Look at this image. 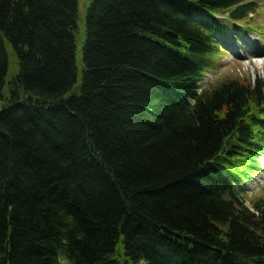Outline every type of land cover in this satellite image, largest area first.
Instances as JSON below:
<instances>
[{"label": "trees", "instance_id": "1", "mask_svg": "<svg viewBox=\"0 0 264 264\" xmlns=\"http://www.w3.org/2000/svg\"><path fill=\"white\" fill-rule=\"evenodd\" d=\"M255 1L0 0V264H264V76L200 84Z\"/></svg>", "mask_w": 264, "mask_h": 264}, {"label": "rangeland", "instance_id": "2", "mask_svg": "<svg viewBox=\"0 0 264 264\" xmlns=\"http://www.w3.org/2000/svg\"><path fill=\"white\" fill-rule=\"evenodd\" d=\"M89 0H77V47L80 48L84 31L85 8ZM255 14L250 19L246 31H234L231 28L225 36L220 37L221 50L212 58L213 68L204 73L205 85L217 86L229 79L247 80L255 75L264 76V0L255 1ZM8 56V70L2 95L8 96V82L17 73V60L11 46L5 43ZM4 101H0V108ZM261 171L251 176L240 188L245 205L252 208V203L264 198V158H260ZM61 264H69L61 259ZM138 264H144L142 262Z\"/></svg>", "mask_w": 264, "mask_h": 264}, {"label": "bare ground", "instance_id": "3", "mask_svg": "<svg viewBox=\"0 0 264 264\" xmlns=\"http://www.w3.org/2000/svg\"><path fill=\"white\" fill-rule=\"evenodd\" d=\"M83 38V37H82ZM82 40H80V42H81Z\"/></svg>", "mask_w": 264, "mask_h": 264}]
</instances>
